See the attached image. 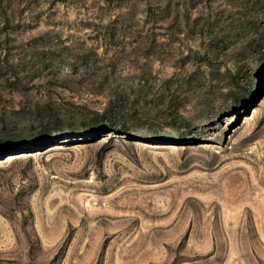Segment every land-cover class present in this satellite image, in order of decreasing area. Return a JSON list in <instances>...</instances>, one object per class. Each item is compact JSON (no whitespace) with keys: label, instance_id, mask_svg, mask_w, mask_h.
<instances>
[{"label":"rangeland","instance_id":"obj_1","mask_svg":"<svg viewBox=\"0 0 264 264\" xmlns=\"http://www.w3.org/2000/svg\"><path fill=\"white\" fill-rule=\"evenodd\" d=\"M0 264H264V0H0Z\"/></svg>","mask_w":264,"mask_h":264},{"label":"trees","instance_id":"obj_2","mask_svg":"<svg viewBox=\"0 0 264 264\" xmlns=\"http://www.w3.org/2000/svg\"><path fill=\"white\" fill-rule=\"evenodd\" d=\"M263 59V58H262ZM244 91H245V88H244Z\"/></svg>","mask_w":264,"mask_h":264}]
</instances>
